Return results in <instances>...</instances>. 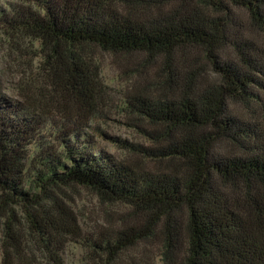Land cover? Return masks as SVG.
Wrapping results in <instances>:
<instances>
[{"label":"trees","instance_id":"16d2710c","mask_svg":"<svg viewBox=\"0 0 264 264\" xmlns=\"http://www.w3.org/2000/svg\"><path fill=\"white\" fill-rule=\"evenodd\" d=\"M0 30L41 43L49 85L16 97L0 79V264H66L80 227L51 189L72 183L135 214L90 240L96 264L150 241L164 264H264V0H0ZM88 45L161 70L156 92L127 104L155 129L135 127L161 134L159 149L137 146L162 168L98 142L108 135L92 126L103 112L100 76L78 51Z\"/></svg>","mask_w":264,"mask_h":264},{"label":"rangeland","instance_id":"374dc122","mask_svg":"<svg viewBox=\"0 0 264 264\" xmlns=\"http://www.w3.org/2000/svg\"><path fill=\"white\" fill-rule=\"evenodd\" d=\"M100 76L101 89L97 102L101 116L92 122L99 127L96 135L98 142L118 161L134 167L154 171L165 165V161L148 157L137 145L149 150L159 149L163 145L161 134L147 135L133 124H139L148 130L155 127L148 125L135 108L127 102L137 91L156 92L155 85L161 70L148 66L142 56L118 55L103 50L97 45L78 48ZM41 43L24 33L0 30V79L6 92L16 97L38 93L36 88L48 87L45 76L38 73L43 63ZM144 85V86H143ZM153 87L154 90L149 89ZM156 96V95H154ZM94 132V131H93ZM130 144H133L132 147ZM35 144L31 146L35 151ZM52 195L67 208L78 220L80 237L67 243L63 257L66 264H96L98 255L91 250V239L112 238L123 225L135 218L133 209L126 203L102 200L90 187L78 183L52 188ZM50 207L51 202H48ZM21 220V231L27 236L28 228L21 208L11 205ZM51 208V207H50ZM1 212V209H0ZM8 209L5 210L6 216ZM4 214V213H2ZM5 217L0 216V258ZM121 264L144 261L146 264H164L163 248L159 241L141 244L123 255Z\"/></svg>","mask_w":264,"mask_h":264}]
</instances>
